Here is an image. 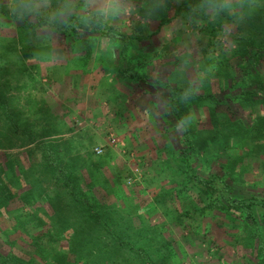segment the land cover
Instances as JSON below:
<instances>
[{
    "label": "trees",
    "instance_id": "16d2710c",
    "mask_svg": "<svg viewBox=\"0 0 264 264\" xmlns=\"http://www.w3.org/2000/svg\"><path fill=\"white\" fill-rule=\"evenodd\" d=\"M6 1L0 0V25L17 20L19 29L25 30L43 24L66 41L73 38L72 52L74 56L81 55L76 63L82 62L86 75L96 73L100 81L101 71L94 72V66L89 65L93 51L86 46V36L104 39V50L110 51L116 61L112 82L121 90V85L128 87L117 94V100L127 106L134 97L131 93L142 96L153 108L149 111L158 123V127L147 130L157 134L150 137L151 151L156 154V177L165 181L154 197L162 216L182 231L201 234L203 230L205 237L215 235L210 220L222 217L233 238L231 245L247 251L241 255L247 262L239 264H264V185L253 181L255 175L249 174L250 161L264 154V0H184L183 8L194 33L198 30L207 42L198 40L200 57L194 60L186 54H175L174 63L162 64L170 67L165 72L155 64L148 67L146 62L137 67L130 51L134 42L150 40L182 14V7L174 9L171 0L163 4L149 0L143 5L142 17L157 24L153 33H149V25L140 22L131 26L111 24L103 11L83 6L85 0L70 5L68 0H51V9L36 12L31 19L26 9L11 10ZM172 9L175 14L171 17L168 13ZM210 10L215 11L214 21L207 13ZM225 24L241 33L232 35L237 44L234 50L219 45L217 40L226 33ZM173 40L180 43V35H173ZM112 43L120 47L112 48ZM175 64L180 67L175 69ZM190 64L196 70L198 83L189 80L182 69ZM153 68L157 70L152 72ZM2 96L0 91V149L28 135L33 146L37 142L28 151L29 156L35 151L41 161L24 171L31 177L23 178L32 187L31 194H23L18 189L20 185L15 186L0 171V264H89L97 256L94 252H103L109 264H154L150 252L156 243L150 246L149 241L162 235L160 228L150 222L136 226L133 216L143 219L138 209L129 211L102 201L92 180L84 184L79 175L81 162L100 172L114 159L113 151L108 149L98 155L93 149L86 157L77 151L76 156L70 147L48 139L51 130L39 132V137L34 122L28 127H7L18 126L20 119H15ZM108 102L113 105L116 100ZM137 113L139 118L147 119L145 106L137 105ZM9 165L7 168L17 174L18 170ZM14 174L12 180L16 178ZM39 175L49 183L47 187L36 186ZM130 175L127 169L123 181L121 174L119 179L126 182ZM45 189L55 208L51 216L55 217L54 227L50 229L43 220L47 217L39 212L41 205L34 206L35 193L41 196ZM61 197L79 219L72 225L64 221L63 226H58L56 221ZM27 207H31L28 212ZM65 231L74 237L64 239Z\"/></svg>",
    "mask_w": 264,
    "mask_h": 264
},
{
    "label": "rangeland",
    "instance_id": "374dc122",
    "mask_svg": "<svg viewBox=\"0 0 264 264\" xmlns=\"http://www.w3.org/2000/svg\"><path fill=\"white\" fill-rule=\"evenodd\" d=\"M147 1L149 0H85L83 6L88 5V7L103 11L111 24L121 26L122 23H126L131 26L134 22H140L144 26L149 25V33H153L157 24L149 23L141 15V9L148 3ZM154 1L164 3V0ZM183 1L171 0L174 9L182 7V16H177L169 23L167 29L153 34L150 40L142 44L134 42L130 56L137 67L141 68L143 62H146L148 67L155 64L159 71L165 72L170 67L162 64L175 61V54L178 57L189 55L192 60L200 57V51L197 48L198 40L201 38L206 44L207 39L203 38L205 35L199 36L198 30L194 33L190 18L186 17ZM76 2L77 0H68L66 3L70 5ZM6 3L11 10L26 9L25 13L30 19L35 17L36 12L51 9L52 5L51 0H7ZM174 9L168 13V16L172 17L175 14ZM207 13L210 15V20L214 21L215 11L210 10ZM18 24L19 21L14 20L13 23L0 25V91L15 119H20L18 126L8 125L7 127H23V125L28 127L34 122L35 127H38L34 131L39 137L41 133H47V129L51 130V137L48 139L55 140L60 146L70 147L76 156L78 151L86 157L88 151L92 153L97 146L104 147L105 152L111 149L114 159L110 164L103 166L98 172L93 165H85L81 162L79 175H82L84 184H86L85 181L89 183L92 180L94 191L102 201L114 205L119 204L129 211L131 208L138 209L143 219L134 215L136 226L141 227L144 222H150L160 228L162 235L152 237L154 239L149 241L150 246L156 243L150 252L154 257V264H239L247 262V259L241 256L247 251L231 245L233 238L229 236L224 218L218 216L210 220L215 233V235L212 234L214 240L211 236L205 237L203 230L200 231L201 234L182 231L162 216L161 208L155 205L154 197L158 194L160 185L165 184V181L156 177V154L151 151L153 140L150 137L157 134L151 129L150 132L147 130V127H158V123L149 111L153 108L148 107L146 99L144 100L142 96L131 93L134 97L130 100L132 103L128 100L127 106L117 100V94L128 87L121 85L124 87L121 90L119 84L118 87L113 84L112 75L116 61L110 55V51L104 50V39L86 36L89 40L86 46L91 47L93 51L89 65L94 66V72L101 71L100 81L96 73L86 75L81 67L82 62L79 65L76 63L81 55L74 56L72 52L73 38L67 39V42L65 38L58 37L43 24L37 28L25 30L19 29ZM223 31L226 33L217 37L219 45L228 46L234 50L237 44L232 35L241 33H238L237 29L228 28L227 24L224 25ZM177 34L180 35L181 41L178 44L173 40V35ZM111 45H113L112 48L120 47L114 43ZM189 66L185 65L182 69H185L189 80L198 83L196 70L194 71L192 64ZM179 67V64L174 66L175 69ZM156 68L151 69L152 72ZM108 99L116 100V103L112 105ZM137 105L145 106L147 119L138 117ZM1 125L2 123L0 127ZM56 128L58 132H55ZM112 135L119 139L118 146L110 145L109 139ZM27 136L14 140L13 146L9 148L0 149V171H3L2 174L6 175L15 186L20 185L18 189L23 194L33 192L26 180L31 177L24 171L28 172L32 164L41 161L40 154L35 151H32L29 156L28 151L33 149L37 142L33 146V142L31 143ZM40 139L42 137L37 140ZM260 156L250 161L249 174L255 175L253 181L264 185V154ZM9 163L10 167L13 166L18 170L17 174L15 172L16 175L7 168ZM137 168L140 169V179L132 184L128 183V178L126 182H122L127 169L133 175ZM13 174L16 176L15 180H12ZM120 174L122 181L119 179ZM24 176L25 182L23 181ZM37 178H39L35 179L37 187L49 185L43 176L39 175ZM47 189L42 192L41 196L35 193L37 201L34 206L41 205L39 212L47 217L43 220L47 223L46 228L50 229L54 227L55 217L51 218V216L55 214V208L50 204L52 200ZM36 192L39 190L36 189ZM66 204L64 197L58 200L56 215L58 226H63L64 221L72 225L74 221L79 220L75 217L72 207H67ZM30 209L31 207H27L25 211L28 212ZM62 237L69 240L74 237V234L65 231ZM62 244L64 247L68 245L66 240H63ZM100 253L99 255L94 252L97 256L91 258L89 264H109L108 260L103 258L104 253ZM74 258L70 256V259Z\"/></svg>",
    "mask_w": 264,
    "mask_h": 264
},
{
    "label": "built area",
    "instance_id": "2783aa9c",
    "mask_svg": "<svg viewBox=\"0 0 264 264\" xmlns=\"http://www.w3.org/2000/svg\"><path fill=\"white\" fill-rule=\"evenodd\" d=\"M109 142H110V145H112V146H118L119 139L116 136L112 135L111 138L109 139ZM94 150H95V153L98 155L103 154L105 151L104 147H102V146H97ZM138 179H140V169L139 168L134 170L133 176L129 177L127 179V181L129 184H132L133 182H136Z\"/></svg>",
    "mask_w": 264,
    "mask_h": 264
},
{
    "label": "crops",
    "instance_id": "0c3cea01",
    "mask_svg": "<svg viewBox=\"0 0 264 264\" xmlns=\"http://www.w3.org/2000/svg\"><path fill=\"white\" fill-rule=\"evenodd\" d=\"M91 112V111H90ZM87 115H89V114H87ZM87 115H86V117H87Z\"/></svg>",
    "mask_w": 264,
    "mask_h": 264
}]
</instances>
